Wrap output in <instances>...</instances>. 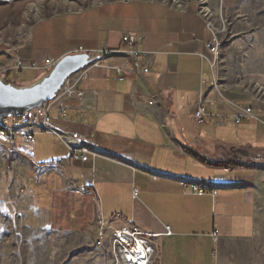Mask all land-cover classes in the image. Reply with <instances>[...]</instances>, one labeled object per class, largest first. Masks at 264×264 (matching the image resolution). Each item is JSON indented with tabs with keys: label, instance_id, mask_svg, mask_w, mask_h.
Listing matches in <instances>:
<instances>
[{
	"label": "crops",
	"instance_id": "obj_1",
	"mask_svg": "<svg viewBox=\"0 0 264 264\" xmlns=\"http://www.w3.org/2000/svg\"><path fill=\"white\" fill-rule=\"evenodd\" d=\"M125 32L142 35L149 72L119 81L113 69L92 67L79 86L83 95L66 100V115L50 112L56 130L89 138L95 156L74 161L47 133L32 143L3 139L14 148L17 140L23 145L12 157L36 210L49 231L92 240L98 217L118 215L116 225L159 234L158 264H257V249L248 245L264 224V100L214 88L218 64L205 47L214 35L194 6L180 11L161 0H110L40 19L18 47L0 49V75L29 85L50 68L47 61L126 49ZM17 59L24 66L18 71ZM21 75L27 79L13 81ZM261 86L264 91V79ZM199 95L207 115L229 118L197 123ZM230 102L251 106L252 121L235 124ZM51 164L61 167L47 170ZM185 184L207 192L188 193Z\"/></svg>",
	"mask_w": 264,
	"mask_h": 264
},
{
	"label": "rangeland",
	"instance_id": "obj_2",
	"mask_svg": "<svg viewBox=\"0 0 264 264\" xmlns=\"http://www.w3.org/2000/svg\"><path fill=\"white\" fill-rule=\"evenodd\" d=\"M105 1L110 0H0V49L18 47L40 19ZM161 1L199 6V0ZM207 6L211 13L205 19L221 43L214 88L264 100V0H208ZM14 145L23 147L19 140ZM16 148L0 140V264H109L107 253L92 238L48 230L25 187L21 165L13 160ZM260 226V238L248 248L257 249V264H264V224Z\"/></svg>",
	"mask_w": 264,
	"mask_h": 264
},
{
	"label": "built area",
	"instance_id": "obj_3",
	"mask_svg": "<svg viewBox=\"0 0 264 264\" xmlns=\"http://www.w3.org/2000/svg\"><path fill=\"white\" fill-rule=\"evenodd\" d=\"M208 0H199V6H194L196 11L206 18L210 15L209 8L205 10ZM190 4L178 3L175 5L180 11H185ZM211 28L214 38L212 41L205 43L206 49L213 57V64L218 63L221 43L218 40L211 23L207 21ZM143 37L139 32H125L121 36L122 45L126 49H111L103 52L88 53L91 59L94 60L85 68L79 70L75 74L66 79L58 94L43 107L36 108L27 112L15 113L11 116L0 118V140H15L20 139L29 143L34 142L35 135L47 133L57 136L70 152L71 159L74 161L86 162L89 160V155L96 154L87 146L90 139L78 133L59 132L52 126L50 112L56 110L61 117L66 115L68 105L66 100L70 98H80L83 95L80 90V83L88 77V71L92 67H102L113 69L116 73L117 80L123 81L133 77L138 72H149L152 64V59L149 53L141 50L139 44ZM105 59H115V64H109ZM52 61H47V66H51ZM14 69L17 71L23 69V63L17 59L14 63ZM29 68H36V65L31 63ZM6 70H9L7 68ZM216 87V80L213 79ZM204 97L199 95L197 98L193 118L197 123H202L206 119L212 118L218 122H223L229 117L216 114L213 116L207 115L204 106ZM234 108L231 115L235 124H239L247 117L253 116L251 106H239L234 102H230ZM153 104V100L148 102ZM59 164H51L46 166L49 169H59ZM188 193L202 195L207 192L206 187H201L192 184H185ZM71 187L80 190L76 183H71ZM216 190H212V194L216 195ZM134 195L136 193L134 192ZM94 202L97 203V198L94 197ZM116 215L112 219H117ZM112 219L98 217L96 220V233L94 245L98 249L105 251L109 258V264H158V244L156 243L159 237L158 233L146 232L135 224L116 225ZM168 230V227H166ZM217 230L213 232V239H216Z\"/></svg>",
	"mask_w": 264,
	"mask_h": 264
},
{
	"label": "water",
	"instance_id": "obj_4",
	"mask_svg": "<svg viewBox=\"0 0 264 264\" xmlns=\"http://www.w3.org/2000/svg\"><path fill=\"white\" fill-rule=\"evenodd\" d=\"M94 60L87 52L67 54L29 85L8 83L0 76V118L43 107L58 94L67 78Z\"/></svg>",
	"mask_w": 264,
	"mask_h": 264
},
{
	"label": "bare ground",
	"instance_id": "obj_5",
	"mask_svg": "<svg viewBox=\"0 0 264 264\" xmlns=\"http://www.w3.org/2000/svg\"><path fill=\"white\" fill-rule=\"evenodd\" d=\"M208 9L207 7H205V10Z\"/></svg>",
	"mask_w": 264,
	"mask_h": 264
},
{
	"label": "trees",
	"instance_id": "obj_6",
	"mask_svg": "<svg viewBox=\"0 0 264 264\" xmlns=\"http://www.w3.org/2000/svg\"><path fill=\"white\" fill-rule=\"evenodd\" d=\"M6 81L9 82L8 79H6Z\"/></svg>",
	"mask_w": 264,
	"mask_h": 264
}]
</instances>
